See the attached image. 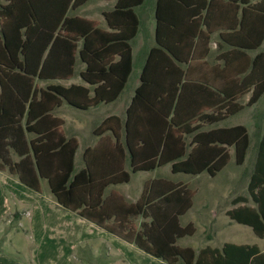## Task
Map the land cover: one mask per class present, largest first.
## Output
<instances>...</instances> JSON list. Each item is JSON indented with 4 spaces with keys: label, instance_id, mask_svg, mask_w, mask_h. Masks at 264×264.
Wrapping results in <instances>:
<instances>
[{
    "label": "trees",
    "instance_id": "16d2710c",
    "mask_svg": "<svg viewBox=\"0 0 264 264\" xmlns=\"http://www.w3.org/2000/svg\"><path fill=\"white\" fill-rule=\"evenodd\" d=\"M122 1L117 0L114 10L104 15L112 30L105 32L86 19L66 15L86 0H0V172L33 192H39V182L44 180L60 208L165 264H264V254L255 245L223 243L219 249L205 246L196 253L176 246L178 239L193 234L190 223L181 227L178 222L191 207V191L183 184L163 178L145 181L134 203L112 188L107 191L128 183L130 174L165 165L171 174L205 172L214 177L228 162L227 148H233L234 162L241 165L248 147L242 126L203 127L237 112L233 101L252 84L247 105L258 99L264 84L254 78L263 65L262 55L246 62L248 73L235 93L220 95L219 82L189 73L201 59L196 55L200 31H188L184 57L177 52L183 43L173 47L163 39L167 27L172 28L171 35L185 31L160 15V0L155 46L148 52L125 118L108 117L95 131L109 130L114 141L100 138L86 148L83 168L74 173L77 142L63 136L62 121L51 112L63 102L86 110L119 96L131 70L128 42L137 27L131 8L142 0L130 5ZM76 56L84 64L79 77L88 87L35 85L68 80ZM247 193L249 199L235 197L231 202L237 206L225 215L264 241V130Z\"/></svg>",
    "mask_w": 264,
    "mask_h": 264
},
{
    "label": "crops",
    "instance_id": "0c3cea01",
    "mask_svg": "<svg viewBox=\"0 0 264 264\" xmlns=\"http://www.w3.org/2000/svg\"><path fill=\"white\" fill-rule=\"evenodd\" d=\"M134 1L123 0L122 4L130 5ZM116 2L117 0H86L84 4L74 10H68L66 15L86 19L95 28L112 32L107 27L104 15L114 10ZM131 9L137 19L135 34L128 42L131 52V70L126 83L133 72L134 64H137L136 82L131 92L125 99H122L125 83L119 96L113 102L98 104L86 110L75 109L63 102L51 112V115L55 117L53 112L66 106L82 113L72 121L68 131H65V121L58 118L62 121L61 131L63 136L73 138L77 142L73 158L74 173L83 168L81 156L86 148H92L100 138H108L110 141H114L109 130L99 134L95 131L108 117L114 116L120 121L124 120L125 111L135 89L139 85L140 72L148 52L155 46L157 0H142L140 5ZM158 10L160 15L166 21L171 22L174 28L185 31L183 34L171 35L170 29L172 28L167 27L168 33L163 37L173 47L178 43H183L182 49L177 50L178 56L184 57L186 55V46H188V39H190L188 31L193 32L196 30L202 33V39H200L196 51L197 57H201V59L189 68L191 77L219 82V94L230 95L237 91L238 84L248 73L249 66L245 68L246 62L249 63L256 55H262L263 65H259L260 71L256 73L254 81L258 79V83L262 80L264 84V0H160ZM193 41L195 42L196 39L194 38ZM79 48L80 42L77 43V49ZM181 67L182 69L186 68V64L181 65ZM83 69L84 64L76 56L73 73L68 80L39 82V85L59 84L63 87H69L70 85L88 87L79 77V73ZM213 69L214 71H212ZM242 69L246 70L241 72ZM74 76L78 78L77 82H71ZM252 85L244 94L233 101L235 107L237 105L239 110L219 121V128L235 126L245 128L248 147L244 161L247 154L250 156V150L254 146L252 142L258 144L264 130V89L253 104L247 105L254 87ZM91 94L90 91L89 95L91 96ZM118 135L120 136L119 132ZM256 150L253 154L254 161ZM227 151L229 159L231 156L234 158L233 148H227ZM124 170L128 171L126 160ZM152 179L155 178L149 180ZM130 180L131 176L129 182ZM145 180H148V178ZM41 181L39 182V192H33L18 183L14 177L5 172H0V233L2 232L7 237V240L0 242V264H72L78 259L76 253L84 252L85 249L83 248L86 246L89 248L90 246L87 239L80 235L81 227L87 232L92 230L98 236L108 235L113 237V242L117 245L121 244L124 247L123 244H126L131 246L79 218L76 214L60 208L49 193L46 182L44 181L45 185L43 187ZM128 183L111 186L107 188V191L111 188L115 189L127 202L126 196L118 188L126 186ZM141 189L142 185L140 192ZM136 200L128 203H134ZM231 206L228 210L235 208L237 205ZM1 225L3 226L1 227ZM106 248L107 254L110 256L111 250L108 247ZM211 248L219 249L216 246ZM193 251L196 253L198 250ZM260 252L264 254L262 250ZM148 258L150 259H144V261H152H145V264H165L150 256ZM118 261L119 263L128 264L122 257ZM142 262L139 261L138 264H142Z\"/></svg>",
    "mask_w": 264,
    "mask_h": 264
},
{
    "label": "rangeland",
    "instance_id": "374dc122",
    "mask_svg": "<svg viewBox=\"0 0 264 264\" xmlns=\"http://www.w3.org/2000/svg\"><path fill=\"white\" fill-rule=\"evenodd\" d=\"M136 72L137 64H134L133 72L126 83L122 99H125L131 92L136 82ZM77 81L78 78L76 76L71 79V82ZM39 84L37 82L36 86L44 87L45 85L40 86ZM81 114L66 106L53 112L56 118L65 121V131H68L72 121L77 119L78 115ZM218 127L219 123L212 126H204L203 130ZM252 145L254 146L250 150V156L247 154L245 161L240 166L234 164V158L231 156L225 167L217 172L214 177H209L205 172L195 176L171 174L169 165H165L151 172L131 174V180L128 185L119 187L118 190L126 196L127 202H132L138 198L141 185L145 181H149L150 178L158 177L174 183L183 184L191 191V207L178 218V222L181 227L190 223L193 226V234L178 239L175 242L176 246L190 247L197 251L204 246H216L220 248L224 242H230L234 244L255 245L264 252V241L254 236L248 227L239 225L225 216V212L232 207L231 201L235 197L241 196L249 199L247 183L252 173L253 154L256 150L257 142H252ZM147 178L148 180H145ZM41 184L44 187L45 182L41 181ZM248 204L251 205L250 201ZM140 221V219L135 220L136 224L140 223ZM80 230V235L87 239V243L90 246L89 248L87 246L83 248V245L84 252H77L78 259L72 264H124L119 263L118 260H120V257L124 261L126 260L125 262H128V264H138L139 261H143L142 264H145V261H152H144V259L150 258L132 246L123 244V247L121 244H115L113 237L108 235L98 236L92 230L87 232L82 227ZM5 240H7V237L1 232L0 242ZM106 247L111 250L110 256L107 254Z\"/></svg>",
    "mask_w": 264,
    "mask_h": 264
}]
</instances>
